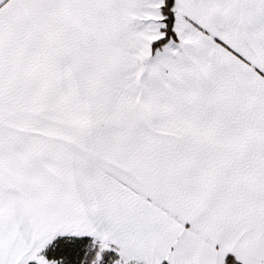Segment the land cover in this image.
Here are the masks:
<instances>
[{"label":"snow or ice","instance_id":"1","mask_svg":"<svg viewBox=\"0 0 264 264\" xmlns=\"http://www.w3.org/2000/svg\"><path fill=\"white\" fill-rule=\"evenodd\" d=\"M0 264H264V0H0Z\"/></svg>","mask_w":264,"mask_h":264}]
</instances>
